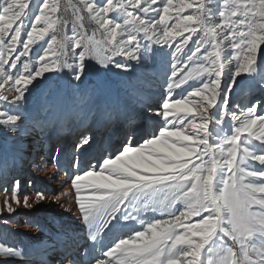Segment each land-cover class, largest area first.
<instances>
[{
    "label": "snow or ice",
    "instance_id": "6c2138e0",
    "mask_svg": "<svg viewBox=\"0 0 264 264\" xmlns=\"http://www.w3.org/2000/svg\"><path fill=\"white\" fill-rule=\"evenodd\" d=\"M212 4L80 0L72 35L60 36V0H0L4 133L23 130L28 98L43 82L69 75L79 88L90 71L128 72L129 62L170 58L165 91L150 109L159 127L129 125L112 151L84 166L81 157L97 143L91 133L74 145V159L60 149L52 157L57 168L68 159L75 169L66 211L87 229L83 243L69 236L61 264H264V100L231 106L242 74L264 84V0ZM40 159L37 171L46 167ZM3 193L0 213L46 199L43 191L22 195L19 180ZM114 229L120 234L105 243ZM30 259L0 243V264Z\"/></svg>",
    "mask_w": 264,
    "mask_h": 264
},
{
    "label": "rangeland",
    "instance_id": "374dc122",
    "mask_svg": "<svg viewBox=\"0 0 264 264\" xmlns=\"http://www.w3.org/2000/svg\"><path fill=\"white\" fill-rule=\"evenodd\" d=\"M60 2L62 5L60 15L66 23L62 26V31L59 35L63 36L66 34L71 36L72 26L76 22L74 6L79 5L80 0H60ZM219 2L220 0H213V4L210 6L218 8ZM84 15L85 17L87 16L86 13ZM83 23L85 26L84 30L88 35H92V30L95 25L87 19H85ZM116 59L122 60L123 58L116 57ZM89 63L95 64V61H89ZM129 63L132 67L128 72H123L119 69H113L112 72L90 71L79 88L75 87V83L71 81L69 75H63L60 79H53L41 83L40 88L34 90L33 94L28 98L26 109L28 118L23 130L19 134L0 131V178L9 177L7 183H2L0 185V208L3 206V188L7 186L10 189L14 184V176L11 172L19 157L18 151L21 148L20 145L32 130L40 132L41 140L44 141V143L50 142L49 137H52L56 130L58 134L54 137L55 142L57 141L56 145L52 147L54 149L58 146L59 140H61L63 135L67 132L66 126L72 122L84 124V128H86V125L89 123H95L97 127H100L102 124H99V122L104 120L105 132L108 133L112 130V121L113 118L117 116L118 111H123L125 114L126 112L132 114L134 110H139L145 107L146 104L149 105L152 98L153 101L159 102L161 94L165 91V81L171 72L170 58L169 62L154 58L151 61H143L139 65L134 61ZM97 67L99 66L97 65ZM65 73H67V70H65ZM237 80L238 83L231 96V106L234 111H239V109L235 107L237 104L241 107L251 105L249 100H247L251 93H259V98H264V84L260 82V78L255 75L248 76L247 74H242ZM258 86L260 89H258ZM6 95H9L11 98L12 93L6 92ZM4 103L6 102L0 101V104ZM132 118L127 119L121 126L123 132L133 122H131ZM156 121L157 127H159L162 121L158 118ZM151 125L152 122L147 124L146 131L151 132ZM227 131L230 133L231 129L228 128ZM79 135L78 132L76 135H73L70 140H76ZM45 137H48V139H45ZM102 140L105 142L106 137ZM44 143L40 145L41 150L39 151H42L44 148ZM29 152H31V149ZM74 153L75 152H73V155H75ZM106 154L107 151L104 149L102 156ZM8 195L10 196V192ZM74 196L75 193L72 190V198H70L68 202L71 208L74 207ZM40 204L34 207L41 209ZM21 207L23 206L21 205L19 208ZM30 210L31 209L27 208L24 209V211H27V217ZM12 214L13 213L9 214L6 211L0 213V222L5 220L9 221ZM149 215L152 214L150 213ZM25 220L27 222L28 219ZM30 224L27 223L26 225L29 226ZM82 226L86 228L84 225ZM49 227H51V225H48L47 228L49 229ZM117 230L120 232V229ZM41 233L40 231V234ZM58 236L62 244L67 243L69 240L67 232H62L55 237ZM18 239L19 238L13 239L0 229V243L20 246L22 248L27 247V245L31 246L29 243L26 244L25 241H27V239ZM14 240H16V242ZM9 241L12 243L9 244ZM51 262L54 264H61L62 260L59 262L51 260Z\"/></svg>",
    "mask_w": 264,
    "mask_h": 264
},
{
    "label": "bare ground",
    "instance_id": "6f19581e",
    "mask_svg": "<svg viewBox=\"0 0 264 264\" xmlns=\"http://www.w3.org/2000/svg\"><path fill=\"white\" fill-rule=\"evenodd\" d=\"M258 89H260L259 86ZM151 100L149 105L146 104L145 107L134 110L132 114L127 112L125 114L123 111H118L117 116L113 118L112 121V130L108 133L105 132L104 120L99 122V124H102L100 127H97L95 123L87 124L86 128H84V124L68 123L69 125L66 126L67 132L65 131L66 133L61 140H59L58 146L54 149L52 147L57 143L54 137L58 134L56 130L52 137H49L50 142L47 143L41 140L40 132L32 130L33 132L31 131L28 133L26 139H24L20 145L21 148L18 151L19 157L12 168L13 171L11 174L14 176L13 182L16 180L20 181V191L22 195L27 193L30 199H34L36 191H43L46 193V199L41 202V209L34 207L30 210L28 217L27 211H24L25 208L21 207L17 208L16 212L10 216L8 223H4V221L0 222V229L13 239H27V241H25L26 244L29 243L31 246L27 245V247L23 249L31 253V259L28 261V264H54L51 260L54 262L61 261L64 248L70 244V240L62 244L59 236L55 237L62 232H67L69 236H79L81 243H83L87 237L85 228L79 221L77 222L73 213L66 211V209L71 208L68 202L69 199L72 198L69 176L75 172V169L69 168L68 159L62 160L60 167L57 168L52 160V157L56 155L57 149H60L66 157L74 159V145L79 142L82 135L91 133L95 136L97 143L93 146V149L89 150L87 154L81 157V161L82 166H84L85 162H94L102 156L104 149H106L107 152L114 149L123 135L121 126L127 119L133 117L131 125L135 127H143L146 130L147 124L152 122V129H150V131L157 128V118L150 109H154L158 103L153 101V98ZM247 100L252 104L257 100H264V98H259V93H251ZM78 132L80 134L79 140L72 142L73 140L71 141L70 139ZM104 137H106L105 142L102 140ZM46 138L48 139V137H45V139ZM43 143L45 146L42 151H39L41 150L40 145ZM30 149L31 152H29ZM41 157L44 158L46 167L43 170L37 171L34 165L41 163ZM66 171L68 175H65ZM8 181L9 177L0 178V185ZM29 181H31V184H29ZM62 203L64 205L63 207H61ZM25 219H28L27 222ZM27 223L31 224L27 226ZM48 225H51L49 229L47 228ZM40 231L42 232L41 234ZM119 234L120 232L114 229L113 232L109 233L106 237L105 243L111 242V240ZM11 241L8 243L11 244L13 242ZM14 241L16 242V240ZM89 243L91 242L89 241Z\"/></svg>",
    "mask_w": 264,
    "mask_h": 264
}]
</instances>
